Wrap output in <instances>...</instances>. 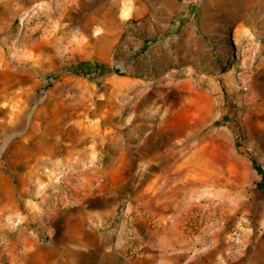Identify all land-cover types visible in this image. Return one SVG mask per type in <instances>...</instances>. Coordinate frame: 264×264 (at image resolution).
<instances>
[{"label":"rangeland","instance_id":"obj_1","mask_svg":"<svg viewBox=\"0 0 264 264\" xmlns=\"http://www.w3.org/2000/svg\"><path fill=\"white\" fill-rule=\"evenodd\" d=\"M189 91L203 112L177 121ZM9 109L44 119L51 142L2 143ZM219 141L264 143V0H0V264H160L162 229L132 198L141 164L129 150ZM73 149L93 150L100 177L114 170L80 202L100 212L97 229L64 227L57 178ZM198 232L183 230L180 264Z\"/></svg>","mask_w":264,"mask_h":264},{"label":"crops","instance_id":"obj_2","mask_svg":"<svg viewBox=\"0 0 264 264\" xmlns=\"http://www.w3.org/2000/svg\"><path fill=\"white\" fill-rule=\"evenodd\" d=\"M3 111L7 118L1 119V125L4 131H11V139L2 143H40L35 138L40 132L41 140L46 139L44 143L51 142L53 131L50 125H42L44 119L28 114L25 121L19 111ZM59 142L63 143V136ZM129 152V157L138 156L141 164L140 183L132 198L162 229L156 239L163 253L160 264H180L186 253L176 245L183 242L181 234L187 227L200 230L188 244L193 246V255L187 264H264V143H247L244 150L222 141L141 143L138 155ZM87 153L83 159L80 151L73 149L70 156H63V174L57 179L63 197L69 200L63 211L65 228H71L75 222L84 228L97 229L102 220L96 208L80 202L84 195H99L98 190L94 191V182L114 170L100 177L101 169L94 164L97 157L93 150ZM253 160L262 173L255 169ZM43 162L47 165L43 168L45 172L51 161ZM49 178L50 182L55 180ZM110 188L109 195L118 194L116 186ZM239 216L248 217L250 223L232 237L229 228ZM63 244L66 249L71 245L68 238L63 239Z\"/></svg>","mask_w":264,"mask_h":264},{"label":"bare ground","instance_id":"obj_3","mask_svg":"<svg viewBox=\"0 0 264 264\" xmlns=\"http://www.w3.org/2000/svg\"><path fill=\"white\" fill-rule=\"evenodd\" d=\"M242 28H236L234 30L233 40L235 45L239 48V32ZM189 99L180 112L176 115L177 121L190 118L193 114H200L203 112V104L206 99L203 96H199L198 93L189 91ZM189 124V123H188Z\"/></svg>","mask_w":264,"mask_h":264},{"label":"built area","instance_id":"obj_4","mask_svg":"<svg viewBox=\"0 0 264 264\" xmlns=\"http://www.w3.org/2000/svg\"><path fill=\"white\" fill-rule=\"evenodd\" d=\"M250 223V219L246 216H239L231 225H230V234L232 237L237 236L239 230L244 226Z\"/></svg>","mask_w":264,"mask_h":264},{"label":"trees","instance_id":"obj_5","mask_svg":"<svg viewBox=\"0 0 264 264\" xmlns=\"http://www.w3.org/2000/svg\"><path fill=\"white\" fill-rule=\"evenodd\" d=\"M83 66H84V64H81L80 66L74 67L73 70H74L75 72L78 73V72H79V69L82 68ZM253 165H254L255 169H256L259 173H262L261 168L257 165V163H256L254 160H253ZM260 184L263 185V181H262L261 183H259V186H260Z\"/></svg>","mask_w":264,"mask_h":264}]
</instances>
